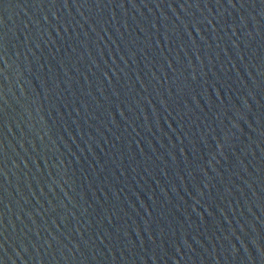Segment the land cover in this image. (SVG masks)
<instances>
[{"label":"water","instance_id":"1","mask_svg":"<svg viewBox=\"0 0 264 264\" xmlns=\"http://www.w3.org/2000/svg\"><path fill=\"white\" fill-rule=\"evenodd\" d=\"M0 0V264H264L261 0Z\"/></svg>","mask_w":264,"mask_h":264},{"label":"snow or ice","instance_id":"2","mask_svg":"<svg viewBox=\"0 0 264 264\" xmlns=\"http://www.w3.org/2000/svg\"><path fill=\"white\" fill-rule=\"evenodd\" d=\"M261 2L264 3V0H261ZM228 4H229L230 6H233V5H234L233 0H228Z\"/></svg>","mask_w":264,"mask_h":264}]
</instances>
